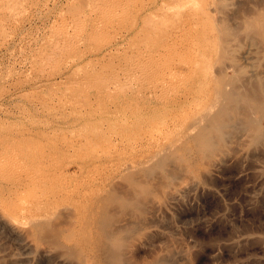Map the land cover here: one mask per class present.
Masks as SVG:
<instances>
[{"label": "rangeland", "instance_id": "1", "mask_svg": "<svg viewBox=\"0 0 264 264\" xmlns=\"http://www.w3.org/2000/svg\"><path fill=\"white\" fill-rule=\"evenodd\" d=\"M107 1L0 0V174L48 175H0V264H100L114 240L132 264H264V134L218 148L197 126L250 49L264 60V0Z\"/></svg>", "mask_w": 264, "mask_h": 264}, {"label": "bare ground", "instance_id": "2", "mask_svg": "<svg viewBox=\"0 0 264 264\" xmlns=\"http://www.w3.org/2000/svg\"><path fill=\"white\" fill-rule=\"evenodd\" d=\"M103 1L108 2L107 0H103ZM78 18H81V17L79 16ZM70 27H72V26H70ZM74 31H75L74 29H71V31L64 30L57 35V38L60 41H69L71 43H76V42L80 41L81 38H79V34L74 33ZM248 53H249V55L247 54L246 59H248L249 62L251 61V63H252V68L250 70V73L246 74L243 72H238L236 75H234V77H233L234 80H230L231 82L227 81V82L221 83L220 87H217V89L215 90V94H214L213 100L211 102L210 109L205 111L203 114H201V115H203L201 117L202 118L201 120L204 121L203 124H201V126H200V125H198V123L200 121L197 122V126H199L200 129L201 128L205 129L208 126V128L204 130L205 133H203V131H202V133L200 132V135L202 136L203 134H205V136H206V134H207V137L210 138L208 142H211L210 143L211 147L213 146V143L215 142L216 144L217 143L219 144V146L217 145V147L219 148L222 145V144H220V141H222L225 137L227 138V136H232L231 134L235 133V131H238V128L240 129V127H243V129L241 128V130H244V129L248 130L246 128V127H248V128H251L252 131H254V133L260 132V134H261V132H263V134H264V127H262L263 128L262 130H257L258 128H256L258 125L260 126V123L258 124V121H259L258 118H261L264 121V97H262L260 99V98H256L257 95H255V91L257 88H263V91H264V60H262V62L257 61V60L253 61L255 58L256 59L258 58L257 54L252 49H250ZM252 81H253V83H251ZM161 86H162V84H161ZM249 88H250L249 91L251 94H247V90ZM155 89H156V87L154 88V90ZM157 89L160 91V89L163 90V87L157 88ZM151 90H153V89H151ZM157 91H156L157 94L160 93ZM157 96H159V95H157ZM205 121L209 122L210 125L208 123H207L208 124L207 125L205 123ZM193 122H195V121H193ZM211 122H213V123H211ZM214 123H215V125H214ZM203 126H206V127H203ZM200 129H199V131H200ZM206 140H208V138H206ZM210 140H212L213 142ZM216 144H214L215 147H216ZM211 147H210V149H212ZM222 149H223V147H222ZM168 151L169 150H166V149L160 150L156 154L157 155L156 159L160 163H164L165 162V156L167 155ZM218 153L220 154V152H218ZM156 159L154 157V161ZM9 168H10L9 172L4 173V174H2V172H1L2 175L1 174L0 175L3 177V179L10 178V184L7 185V186H11L10 191H17L18 192L21 190V188L28 187L37 178L48 177V175H42L39 173L36 174V172L31 171L29 169H23L22 167L19 166V163L17 162V160L14 163H11ZM65 170H63L62 172H59L60 173L59 176H66L64 173L65 172L68 173V172ZM56 174L57 173H53V175H56ZM40 182L42 185L46 184V180H41ZM185 189H179L178 188L176 191H173L174 190L173 189L170 192L171 193L173 192L172 193V194H174L173 197H175L176 195L178 196V194L180 192H182V190H185ZM73 192H75V190L71 189L70 187L69 188H63L58 193H54V194L47 196L46 199H44L42 202H44V204H46V205H51V201H55V200L58 201L60 199L64 200L67 196H70L71 194H73ZM66 210H68V207L67 208L59 207V209L56 210V212L60 215L62 213H65ZM56 212L52 213V214L44 215V216H35V217L32 216V218L33 219L38 218V219L50 220L53 216H56ZM2 215H0V216L3 218ZM59 215H57V216H59ZM4 222L6 224H8V226L12 230V232H14L16 234V236L21 240V243H23L26 247L29 245H32V240L29 238V236L27 234V226L23 222V220H13V221L8 220L7 221L4 219ZM108 240H110V242H111V239H108ZM117 241L118 240H116V241L114 240V244H113L114 246L111 245L112 247H116V248H113V250H110L109 252L106 251V253H105L106 255H105V257L103 256L104 258L100 261V264H127V263L129 264V263H131V262H129V260L127 263L125 262L124 256L126 254L122 255V252H124V251L121 252V249H123V248L118 247L120 244L115 246V244H118V243H115ZM124 245L125 244H122V246H124ZM125 246H128V245H125ZM109 247H107V248H109ZM117 248H119L120 250H118ZM127 249H129V248H127ZM44 251L46 253H49L50 249H47V247H46V248H44ZM166 263L167 264H174V262H172V261H168Z\"/></svg>", "mask_w": 264, "mask_h": 264}]
</instances>
